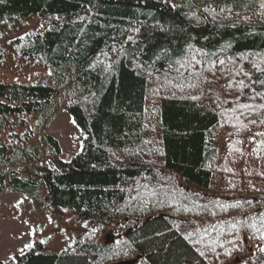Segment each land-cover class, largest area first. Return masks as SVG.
<instances>
[{
    "label": "trees",
    "instance_id": "trees-1",
    "mask_svg": "<svg viewBox=\"0 0 264 264\" xmlns=\"http://www.w3.org/2000/svg\"><path fill=\"white\" fill-rule=\"evenodd\" d=\"M31 15L48 21L25 53L53 82L0 80V165L68 92L79 151L45 134L52 158L10 181L89 227L0 264H264V0H0V18ZM237 146L261 151L245 165Z\"/></svg>",
    "mask_w": 264,
    "mask_h": 264
},
{
    "label": "rangeland",
    "instance_id": "rangeland-1",
    "mask_svg": "<svg viewBox=\"0 0 264 264\" xmlns=\"http://www.w3.org/2000/svg\"><path fill=\"white\" fill-rule=\"evenodd\" d=\"M168 1L177 4L179 0ZM47 21L36 15L12 21L0 18V80L22 83L53 82L50 68L40 59L25 53L30 46L31 36L41 32ZM68 98L69 93L61 91L49 114L29 115L26 122L33 135L22 149V160H12L0 165V171L6 173L5 190L0 193L2 261L28 252L36 244H40V249L44 252H58L68 247L78 234L89 227L78 219L75 211L53 207L46 199L45 188H23L21 184V189L10 181L12 171L9 169L16 171V176L28 180L37 176L39 163H46L52 158L44 139L45 134L58 140L62 151L60 158L63 160L69 161L79 151L83 135L62 106ZM10 132L9 128L0 126V145L11 144L13 138ZM260 151L237 146L239 163L248 165L250 156ZM111 232L106 230L103 239H113Z\"/></svg>",
    "mask_w": 264,
    "mask_h": 264
},
{
    "label": "snow or ice",
    "instance_id": "snow-or-ice-1",
    "mask_svg": "<svg viewBox=\"0 0 264 264\" xmlns=\"http://www.w3.org/2000/svg\"><path fill=\"white\" fill-rule=\"evenodd\" d=\"M262 251H264V249H262Z\"/></svg>",
    "mask_w": 264,
    "mask_h": 264
},
{
    "label": "crops",
    "instance_id": "crops-1",
    "mask_svg": "<svg viewBox=\"0 0 264 264\" xmlns=\"http://www.w3.org/2000/svg\"><path fill=\"white\" fill-rule=\"evenodd\" d=\"M1 192H3V191H1ZM1 192H0V193H1Z\"/></svg>",
    "mask_w": 264,
    "mask_h": 264
}]
</instances>
